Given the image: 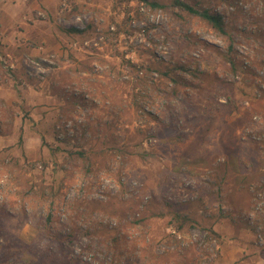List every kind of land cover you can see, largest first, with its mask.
<instances>
[{"label": "rangeland", "instance_id": "1", "mask_svg": "<svg viewBox=\"0 0 264 264\" xmlns=\"http://www.w3.org/2000/svg\"><path fill=\"white\" fill-rule=\"evenodd\" d=\"M56 1L46 30L52 36L36 40L38 51L0 50V83L12 81L18 93L0 103V206L28 215L10 234L30 242L35 223L51 213L50 229L72 226L75 239L64 243L68 259L50 264H222L229 252L233 264H260L264 0H185L219 14L226 34L173 0ZM47 13L33 16L46 20ZM230 44L235 68L223 55ZM206 87L235 109L204 117L199 104L203 127L184 126L186 115L167 111L188 113L195 101L185 97ZM29 89L50 96L46 113L29 108L43 102L27 100ZM27 135L36 140L23 149ZM176 212L195 221L177 230ZM0 250V264H34L26 250Z\"/></svg>", "mask_w": 264, "mask_h": 264}, {"label": "trees", "instance_id": "2", "mask_svg": "<svg viewBox=\"0 0 264 264\" xmlns=\"http://www.w3.org/2000/svg\"><path fill=\"white\" fill-rule=\"evenodd\" d=\"M151 5H160L158 2L156 1H152L150 2ZM172 6L177 7L179 9H181L182 11H185L186 13L196 16L198 18H200L201 20H203L204 22H206L208 25H210L215 31H217L219 34H226V29H225V24L224 21L222 19V17L217 14V13H213L212 11L209 10V8H201L198 7L194 4H191L189 1H185V0H173V2L171 3ZM65 32L67 33H79L82 34L85 32V30H81L75 27H68L66 29H63ZM207 47L213 48V49H217L216 46H214L211 43H206ZM233 48L232 45H229V49L225 51V53H223V55L225 56V58L229 61L230 65L232 68H235V62L234 59L231 57ZM130 66H132L133 68H135L136 66H138L136 63L133 62H128ZM178 68L179 69H186L182 63L178 64ZM175 69V68H172ZM189 70V69H186ZM192 72V71H190ZM193 75L195 77L200 76L202 74H206V72L200 71V70H193ZM166 76L167 74L164 73ZM140 83H145V78L144 77H140L139 78ZM219 83H224L221 80L218 81ZM195 86H198V84H192ZM210 86H213L212 84H210ZM200 88V87H199ZM197 90V92H195L193 94L188 95L185 98L188 97H192L194 98L195 104L193 106V104L191 103V101H188V104H190L189 107H193L192 110H189L188 113H186L184 111L185 108H178V110H176V107H168L167 111H170L171 115H175V118L181 117L183 115L184 117V126L187 127H203L202 123L201 124H197V119L199 120H204V117H222L223 115H227L225 114V112H230L232 111V109H235V106L232 105V101L231 99H229V101L227 102V104H222L219 103L215 96L211 95L210 92V88L212 87H206V88H202ZM175 89H172V91L170 93H166V96L168 98H173L175 97ZM141 96V95H138ZM202 96H205V100H202ZM145 97V96H144ZM184 98V99H185ZM140 100V99H139ZM183 100V99H182ZM193 100V99H192ZM181 101V100H180ZM185 102L187 100H184ZM135 106H138V99L137 97H135V99L133 100ZM183 102V101H181ZM197 103V104H196ZM200 105L201 106V110H204V113L207 114L208 116H204L203 114H201V112H199L200 109ZM165 106V105H164ZM227 107H231L230 110H227ZM165 108V109H166ZM169 108V109H168ZM175 110V112H173ZM202 115V116H201ZM173 118V117H172ZM198 126H196V125ZM206 127L205 129L201 130V131H206L207 129H209V125L208 124H204ZM162 128L164 130H167V128H170V125H164L162 124ZM171 129V128H170ZM173 130V129H172ZM161 132V131H160ZM162 133V132H161ZM152 135H156V134H152ZM178 136H185V134L183 133H179ZM21 139V137H20ZM78 154H81V152H76ZM41 191H44V189H46V187H41L39 186ZM49 189H51V187H48ZM27 213L25 212V210H20L18 211V213L14 214L13 212H9L5 206H0V237H4L5 240V245L3 246L2 244L0 245L1 248L3 247V249L5 250H10V253L12 254H19L20 252L23 251H28V253H30L32 255V260L34 264H44L47 260L48 263L46 264H50L53 261H60V262H64L66 259H68V257H66V253L65 250L66 249V245L64 244L66 242L70 243L74 238V234H72V226H65V230H60V231H52L49 227V223L51 222L52 219V214L51 213H47L46 216L44 217H40V220L38 221V223H35L37 225V232L35 234V236L33 237V239L30 242H22L21 239H19V237L14 236L11 233V229L12 230H20V228L22 227V225H24L25 223H28L27 221ZM67 218H69L67 216ZM69 219H71V222L73 221V218L70 217ZM135 219V218H134ZM173 219L174 222L176 224V229L177 230H181L183 229L184 225H186L187 223L189 224H193V220L192 218H190L187 214H183L180 212H176L173 214ZM14 220L16 221V223H13ZM144 220V217H139L136 218L133 221L136 222H141ZM65 222L68 225V219L65 220ZM70 223V221H69ZM209 229V233L220 238L219 233H217L215 230H213L211 227L208 228ZM88 234V232H87ZM7 242V243H6ZM0 248V249H1ZM1 252V250H0ZM1 254V253H0ZM0 257H2L0 255Z\"/></svg>", "mask_w": 264, "mask_h": 264}, {"label": "crops", "instance_id": "3", "mask_svg": "<svg viewBox=\"0 0 264 264\" xmlns=\"http://www.w3.org/2000/svg\"><path fill=\"white\" fill-rule=\"evenodd\" d=\"M56 4V0H0V50L2 52L13 51L15 53L24 51L33 53L34 51H38L37 45L39 44L36 40L43 41L44 37L52 36L46 30H50L49 17ZM38 10L48 12L46 20L45 18H34L33 14ZM4 84L7 85L0 83V103L3 104V107H6L7 103L11 104L18 93H15V85L12 81L9 80L7 83L5 81ZM25 92L27 93L25 96L27 100L29 96L31 100H43V102H32L31 105L28 103L29 108L36 113L43 114L47 112L49 107L47 108L43 103L49 102L47 98L50 96L44 95L43 97H38L36 94L41 95L42 92L32 91L31 89ZM0 133L2 132L0 131ZM31 138L36 140L28 135L25 138L22 137L23 149L30 148L31 143L28 141ZM31 238L27 237L26 240L29 241ZM236 259L234 254L229 252L224 255L222 264H233ZM261 260L262 262H260L264 263V257Z\"/></svg>", "mask_w": 264, "mask_h": 264}, {"label": "built area", "instance_id": "4", "mask_svg": "<svg viewBox=\"0 0 264 264\" xmlns=\"http://www.w3.org/2000/svg\"><path fill=\"white\" fill-rule=\"evenodd\" d=\"M258 117V115H254V119H256ZM258 119V118H257Z\"/></svg>", "mask_w": 264, "mask_h": 264}]
</instances>
